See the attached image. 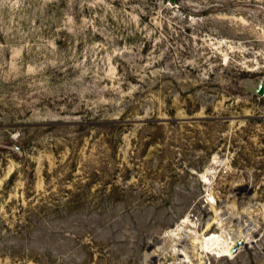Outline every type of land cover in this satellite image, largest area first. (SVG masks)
<instances>
[{"label": "rangeland", "instance_id": "1", "mask_svg": "<svg viewBox=\"0 0 264 264\" xmlns=\"http://www.w3.org/2000/svg\"><path fill=\"white\" fill-rule=\"evenodd\" d=\"M0 264H264V0H0Z\"/></svg>", "mask_w": 264, "mask_h": 264}, {"label": "bare ground", "instance_id": "2", "mask_svg": "<svg viewBox=\"0 0 264 264\" xmlns=\"http://www.w3.org/2000/svg\"><path fill=\"white\" fill-rule=\"evenodd\" d=\"M210 243L214 244V240L212 239V240L206 241V245H210Z\"/></svg>", "mask_w": 264, "mask_h": 264}, {"label": "water", "instance_id": "3", "mask_svg": "<svg viewBox=\"0 0 264 264\" xmlns=\"http://www.w3.org/2000/svg\"><path fill=\"white\" fill-rule=\"evenodd\" d=\"M262 90V89H261Z\"/></svg>", "mask_w": 264, "mask_h": 264}]
</instances>
